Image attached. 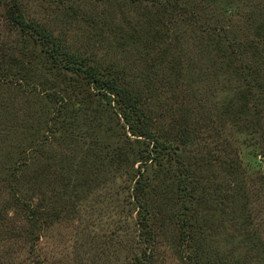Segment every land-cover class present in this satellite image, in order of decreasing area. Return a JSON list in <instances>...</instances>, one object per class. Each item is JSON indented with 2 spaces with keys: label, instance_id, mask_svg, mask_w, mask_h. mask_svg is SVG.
I'll return each mask as SVG.
<instances>
[{
  "label": "rangeland",
  "instance_id": "obj_1",
  "mask_svg": "<svg viewBox=\"0 0 264 264\" xmlns=\"http://www.w3.org/2000/svg\"><path fill=\"white\" fill-rule=\"evenodd\" d=\"M19 1L120 75L171 143L202 134L205 118L219 139L145 164L114 103L57 69L0 4V264H264V0ZM179 162L196 171L189 246ZM140 171L148 210L134 197Z\"/></svg>",
  "mask_w": 264,
  "mask_h": 264
},
{
  "label": "trees",
  "instance_id": "obj_2",
  "mask_svg": "<svg viewBox=\"0 0 264 264\" xmlns=\"http://www.w3.org/2000/svg\"><path fill=\"white\" fill-rule=\"evenodd\" d=\"M0 4L5 6L3 9L6 21H8L13 28L20 31L21 34L31 37L38 43L42 47V50L52 58L57 69L65 70L66 73L76 78L80 77L86 80L88 85L99 97H102L107 104L112 106L114 103V106H112L113 109L119 112L120 117L125 121V125L129 126L130 132L134 136L143 138L146 146L140 151V159H142L145 164L156 161L158 162L156 165L160 166L159 159L162 154H165L162 156L164 159L169 156H176L177 147L180 144L191 146L197 139L202 143H207L209 139L211 141L219 139L217 138L219 132L214 129V126H212L210 122H205L208 121V118H205V121L198 122V130L199 133L202 132V134L194 138H188V136L183 135V139H181L183 142L174 145V143H171V141L166 138L168 133H164L162 130H158L155 127L154 120L143 107V101L140 96L138 94H133L123 86V78L120 75L112 76L108 71L94 65L88 58L82 57L76 54V52H72L71 49L63 43L61 38L55 36L52 31L44 28L40 22L30 18L19 0H0ZM61 98L65 100V97L62 95L60 96V99ZM200 109L202 110L203 108L200 107ZM183 118L184 117L181 115L180 119L182 120ZM180 119L177 118L176 121L180 122ZM186 137L187 139H184ZM220 151L224 156V149L221 148ZM261 154H264V152H261ZM250 157L257 161L259 154L255 153ZM179 168L183 172L178 179V186L181 193H183L182 203L184 207L183 214H179L178 216L181 217L183 221V225L181 226L182 239L186 245L189 246L193 239L192 231H194L195 226L193 222L189 220L188 212L184 211L188 209V203L192 202L196 196L197 189L193 181L195 178L194 172L196 173V171L191 164H186L184 162H179ZM145 173L146 171H140V177L134 188V197L140 208L148 210L149 205L146 199V190H148L149 186L147 184V178L144 180ZM148 215H150V212L141 215L139 221L143 226L145 234L148 235L147 237L150 242H155L154 235L150 232L148 227ZM29 220H31L30 227H32V233H29L28 236L32 237L33 240V245L30 244V247L31 254H34L35 262L37 259L35 254L37 253L34 246H36L41 239V233L40 231L34 232L33 228H37V225L41 222H39L38 217L35 216L34 213Z\"/></svg>",
  "mask_w": 264,
  "mask_h": 264
},
{
  "label": "water",
  "instance_id": "obj_3",
  "mask_svg": "<svg viewBox=\"0 0 264 264\" xmlns=\"http://www.w3.org/2000/svg\"><path fill=\"white\" fill-rule=\"evenodd\" d=\"M261 162L264 164V159H263V160H261Z\"/></svg>",
  "mask_w": 264,
  "mask_h": 264
}]
</instances>
